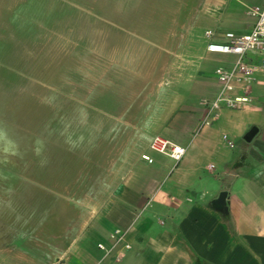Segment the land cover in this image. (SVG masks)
<instances>
[{
    "label": "rangeland",
    "instance_id": "rangeland-1",
    "mask_svg": "<svg viewBox=\"0 0 264 264\" xmlns=\"http://www.w3.org/2000/svg\"><path fill=\"white\" fill-rule=\"evenodd\" d=\"M201 1L0 0V264L55 260L69 203L109 198L134 116L196 82Z\"/></svg>",
    "mask_w": 264,
    "mask_h": 264
},
{
    "label": "crops",
    "instance_id": "crops-1",
    "mask_svg": "<svg viewBox=\"0 0 264 264\" xmlns=\"http://www.w3.org/2000/svg\"><path fill=\"white\" fill-rule=\"evenodd\" d=\"M263 3L201 1L195 29H182L186 34L176 44L192 47L197 38L200 56L192 70L184 65L182 71L184 78L196 82L140 119L134 116L128 153L120 157L132 162L117 170L109 198L69 203L72 227L62 237L56 259L26 264H56L58 259L95 264L104 256L98 244L111 245L117 228L126 231V240L114 249L123 255L118 261L107 257V264H264V70L248 92L241 87L234 92L251 101L239 108L224 106L211 123H202L207 112L203 99L211 100L220 88L216 68L230 66L236 57L211 52L208 43L225 40L228 31L250 32L255 17L249 9ZM192 31L196 35L190 38ZM248 59L259 61L260 56ZM158 134L186 146L180 161L150 152ZM143 153L154 161L143 159Z\"/></svg>",
    "mask_w": 264,
    "mask_h": 264
},
{
    "label": "built area",
    "instance_id": "built-area-1",
    "mask_svg": "<svg viewBox=\"0 0 264 264\" xmlns=\"http://www.w3.org/2000/svg\"><path fill=\"white\" fill-rule=\"evenodd\" d=\"M249 12L255 17V23L250 32L237 33L228 31L225 34V40H212L208 43L207 48L209 51L235 54L236 57L230 66L220 65L215 70L220 88L214 98L204 100L207 112L202 121L203 125L211 123L218 115V111L224 106L239 108L244 102L251 101L248 95H235L234 92L238 87L248 92L253 81L256 79V74L264 70V3L252 6ZM207 35L211 37L213 32L208 30ZM249 55L260 56V60H249ZM224 137L227 138V134H224ZM228 142L230 145H234L232 140H228ZM150 147L154 151L173 157L176 161H180L187 150L185 145L174 142L160 134L153 137ZM142 157L148 162L154 161V158L149 153H143ZM111 238V245L103 242L98 244L104 251V256L95 264H107V257H113L116 261L121 259L123 251L115 252L114 249L119 242L126 240V231L117 228L112 231ZM130 247L131 244L126 242L125 248ZM56 264L70 263L58 259Z\"/></svg>",
    "mask_w": 264,
    "mask_h": 264
}]
</instances>
